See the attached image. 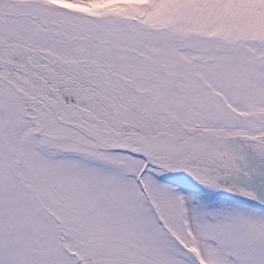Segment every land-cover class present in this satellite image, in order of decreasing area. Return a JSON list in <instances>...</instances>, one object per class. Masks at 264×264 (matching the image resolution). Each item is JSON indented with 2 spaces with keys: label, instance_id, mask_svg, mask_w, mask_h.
Returning a JSON list of instances; mask_svg holds the SVG:
<instances>
[{
  "label": "snow or ice",
  "instance_id": "6c2138e0",
  "mask_svg": "<svg viewBox=\"0 0 264 264\" xmlns=\"http://www.w3.org/2000/svg\"><path fill=\"white\" fill-rule=\"evenodd\" d=\"M0 264H264V0H0Z\"/></svg>",
  "mask_w": 264,
  "mask_h": 264
}]
</instances>
